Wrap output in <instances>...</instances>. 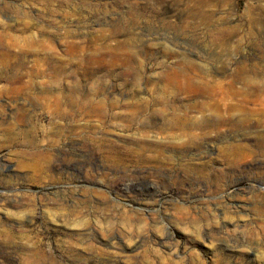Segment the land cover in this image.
<instances>
[{
	"label": "rangeland",
	"instance_id": "374dc122",
	"mask_svg": "<svg viewBox=\"0 0 264 264\" xmlns=\"http://www.w3.org/2000/svg\"><path fill=\"white\" fill-rule=\"evenodd\" d=\"M135 1L141 2V37L127 41L125 25L105 20L118 23ZM192 5L0 0L6 24L0 105L15 112L25 103L17 133L38 150L53 148L50 159L24 163L12 150H0L13 165L9 177H0V264H264V0H238L236 16L244 21L249 9L252 20L237 23V36L224 43L213 41L212 31L193 29ZM127 58L141 62L139 77L122 76L116 62ZM26 73L33 76L29 88L12 90V79ZM210 78L232 87L237 106L220 109L225 121L213 119L200 130L197 111L213 117L219 100L207 93ZM197 86L204 93H187ZM162 100L169 109L153 108ZM79 139L94 146L95 158L82 159L76 179L57 166L68 162ZM141 143L152 151L141 150ZM163 162L166 175L140 174ZM132 165L139 168L133 176L114 175L117 166ZM47 168L54 177L41 179ZM115 183L130 185V194L116 191ZM156 189L157 198L137 196ZM101 193L123 209L105 215L94 204L85 211L76 200L91 196L101 203ZM65 196L70 203L59 201ZM79 224L93 228L98 240L81 235ZM137 238L143 241L135 246Z\"/></svg>",
	"mask_w": 264,
	"mask_h": 264
},
{
	"label": "bare ground",
	"instance_id": "6f19581e",
	"mask_svg": "<svg viewBox=\"0 0 264 264\" xmlns=\"http://www.w3.org/2000/svg\"><path fill=\"white\" fill-rule=\"evenodd\" d=\"M191 1L193 4L192 5L193 7H192L191 11L190 10L189 11H190L191 17L194 19V21L192 20V22H191L193 29H195L197 31V30L202 28L204 30H207L208 32L209 31L214 32V34L212 36V40L215 42L224 43V42L231 41L232 39H234L235 36H237V33H238V28H239L238 26L239 25H237V23L240 24L241 22H243L242 24L245 25V23L250 22L252 20V13L251 12H253V11H251L249 9L247 11L246 18H244V21L240 20L236 16V14H237L236 8L238 6V0H191ZM134 4H135V7H133V8L130 7L129 11L126 13L128 17L126 15H124L123 18L119 19L120 23L119 22L117 23L116 22L117 20L107 21L109 18H107L105 20V23H108L111 26L118 25V24L125 25L126 26L125 27L126 33L124 34L125 35L124 39H127V41H134L136 39L137 35H139L141 37V28H140V31L137 30V29H139V28H137V25L141 21V2L135 1ZM4 8H7V6H5ZM5 27H6L5 20L0 16V31L2 29H4ZM146 37L148 40L149 39L150 40L155 39V37L151 38L152 35H147ZM166 37L167 36H165V35L164 36H158L157 39H163ZM263 50H264V48H263ZM116 63H113V64L118 65V63H120V66H122V68H124V70L122 71V76L133 75L135 77H139L141 75V62L138 61L136 58H127L121 62H116ZM223 64H224V62L221 63V65H222L221 66L222 67L221 73L225 74L227 72L228 65H225V64L223 65ZM170 71H173V70H170ZM31 79H33V76L30 73L18 75L16 78L12 79L13 80L12 81L13 82L12 83V90H15V91L27 90L29 88V84L32 82ZM214 79L215 78H210V80L207 82V86L211 85V88H209L207 90V93L209 92V93H212V94L219 96L218 97L219 98L218 104L212 110V112L215 114V116H213V117L208 116L206 111H203V110L197 111L198 115H200V116L197 118L195 125L200 130H202L203 128L208 126V124L211 123L210 121H212L213 119H215L216 121H213L212 123L225 121L224 118H221V114H223V113H219L220 109L227 112V111H232L234 109V107L237 106L236 104H234L235 103L234 102V92L232 90V87H230V86L224 87L220 83H218L217 81H214ZM203 89H204L203 86H197L194 89L189 88L187 90V93L189 95H191L192 93L200 94L204 91ZM112 91H114V90H112ZM182 93H184V92H182ZM15 101H14V103H15ZM143 101L144 100L141 99V111L146 112L144 110H147L149 108H148L147 104L144 103ZM142 103H144L145 105H143ZM1 104H2V102H1ZM11 104L13 105V103H11ZM25 106H26V104L22 103L20 105H17L15 112L12 109H10V111L7 112V110H5L6 108H4L3 105H0V150H2L4 148H7L8 151L12 150V152H14L18 157H20V159L23 160L22 163L25 162L24 161L25 159L34 160L35 158L38 159V157H46V158L50 159V156H51L50 153L53 151L52 145L44 146L43 149L41 148L38 150V148H36V146H32L33 144L31 143L29 138L28 139L26 137L21 138L20 137L21 132L17 133L18 128H16V127H19L25 120V113L27 111ZM169 106H170L169 102L162 100V101L158 102L157 104H154L153 108L156 107V108L167 110L170 108ZM27 108H29V107H27ZM28 112H30V111H28ZM142 133H143L142 137L145 138L146 137V129H144ZM80 137H82V136H80ZM83 142H84V139L83 140L79 139L78 142H76L75 152L69 156L65 155V157H64V159L66 158V156L68 157V158H66V159H68V162L65 164L62 163L63 165L57 166V169L61 173L67 174L69 176H73L76 179H78L79 178V176H78L79 172L77 173V167L79 165H83L82 159L83 158L84 159H89V158L94 159L95 158L94 146L91 143H89V145H84ZM72 144L75 145L74 143H72ZM31 147L36 148V149L32 150ZM147 149L149 151H152L150 149V147H147L144 143H141V150L147 151ZM128 154H130L131 156L134 155L131 151H129ZM5 156L6 155H0V177L6 178V177H9L10 172L13 171V165L9 160H7V158H5ZM161 157L162 156H160L159 159ZM22 163H21V165L26 166ZM164 163L165 162H163V164H161V165L156 164L154 167H151V168H149V167L140 168L141 169L140 174L141 173L143 174L144 172H147V173L152 172L154 175H162V174L166 175L169 170L164 165ZM84 165L85 166L90 165V163L85 162ZM26 168H27V166H26ZM112 168H113V166H112ZM137 169H139V168L137 166H134V165H132L131 167L129 166L128 168H125V169H119V167L117 166L115 168L114 175L116 177H124V176L131 177V176H133L134 173H137V172H135ZM53 174H54V172L52 171V169L47 168V169H43L42 173L39 174V176H41L40 177L41 179L48 180V179H52L54 177ZM140 179H142V180L145 179V176L144 175L141 176ZM198 184L201 185L200 183H198ZM125 187L126 188L120 187L119 183H115V185L113 186V188L118 192L126 190L128 192V194H130L129 192L131 191V186L127 185ZM151 187L154 188L155 185H152ZM141 195H145L147 198L151 197L153 199V198L159 197L161 195V191H159L158 189L153 190V191L150 190L149 192H147V195H146V193L141 194V192H137V196H141ZM74 197L75 196L72 195L73 202H74ZM99 198H101V200H102V201L100 200L101 203L93 202V199L91 198V196H82L81 199L77 198L76 200H78V201L81 200V202H83L82 205L85 206L86 208L92 207V205L94 204V207H98V208L102 209L101 212H104L105 215H111L113 213L116 215L118 213V211H121V208L123 209V207H124V206L122 207V205L117 203L118 201H116V200H114V201L107 200V196L104 193H101ZM0 201H2V200H0ZM59 201L62 204H66V203H70L71 199L69 197L65 196V197H61L59 199ZM85 207H84L85 211H91L90 208H89V210H87ZM79 225H81V224H79ZM76 227L78 228V226H76ZM111 227H115V226H110V228ZM79 230H81L80 231L81 235L86 234L88 236V235L92 234L95 236V239L98 240L97 239L98 235L95 234L94 229L91 228L90 226H86L85 224H83V225H81V227H79ZM5 237L8 239V241L10 243L11 242L10 240L12 239V237L9 234H6ZM138 238H137V240H134L135 246H137L138 243L143 241V238H141V239H138ZM170 238H171V236L168 234L165 236V239H170ZM113 240H114V237L110 238L108 240V244L112 247L114 245ZM159 243L161 245L163 244V246H166L167 242L162 240ZM11 246H13V245H11ZM22 246H24V245H22ZM24 248H26V246H24ZM167 248L172 249L171 247H167ZM127 249H128V251H132L131 249H134V248H129V246H128Z\"/></svg>",
	"mask_w": 264,
	"mask_h": 264
}]
</instances>
